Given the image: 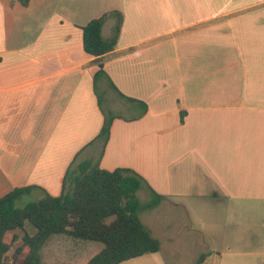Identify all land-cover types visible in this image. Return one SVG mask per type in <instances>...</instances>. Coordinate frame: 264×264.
Returning <instances> with one entry per match:
<instances>
[{"label": "crops", "instance_id": "crops-1", "mask_svg": "<svg viewBox=\"0 0 264 264\" xmlns=\"http://www.w3.org/2000/svg\"><path fill=\"white\" fill-rule=\"evenodd\" d=\"M108 13L102 37L119 31L97 74L81 28ZM103 113L115 116L105 145ZM83 161L130 169L164 197L139 213L160 251L121 264H180L190 235L197 264H264V0H0V198L58 197Z\"/></svg>", "mask_w": 264, "mask_h": 264}, {"label": "trees", "instance_id": "trees-1", "mask_svg": "<svg viewBox=\"0 0 264 264\" xmlns=\"http://www.w3.org/2000/svg\"><path fill=\"white\" fill-rule=\"evenodd\" d=\"M27 2L22 0L23 4ZM111 15L93 19L81 28L84 52L94 57L99 67L97 74H104L101 62L116 46L119 26L115 37H102L103 25ZM128 100L141 107V115L145 113V105ZM103 114L98 139L105 145L115 116ZM145 187L153 200L142 204L137 193ZM36 188H15L0 198V264H16L24 247L29 251L20 264H43L41 248L51 237L60 235L103 246L87 264H121L160 251V241L142 225L139 213L155 208L164 197L156 195L134 171H107L97 163L83 161L67 170L60 196L44 193L39 200L18 208L16 202ZM26 225L33 227L34 234L25 231ZM15 230L23 232L22 246L18 248L13 246L15 237L11 243L5 242L6 235Z\"/></svg>", "mask_w": 264, "mask_h": 264}, {"label": "rangeland", "instance_id": "rangeland-1", "mask_svg": "<svg viewBox=\"0 0 264 264\" xmlns=\"http://www.w3.org/2000/svg\"><path fill=\"white\" fill-rule=\"evenodd\" d=\"M98 91V95L100 98V102L102 105V108L104 109V111L109 113V104H108V99L106 98L107 94L104 93V91H102L100 88L97 89ZM118 114L120 115H127L128 112L125 110L122 111H118ZM34 199L32 197H25L22 198L21 200H19V202L16 204L18 208H23L24 206H26L28 203H30L31 201H33ZM180 211H176L175 215L178 217ZM181 217V216H180ZM183 217V216H182ZM178 220H182V218H179ZM26 231L28 233L33 234L34 229L31 225H28L26 228ZM189 237V245L188 247H186L185 245L182 246L183 249V259H180L179 262L180 264H197L196 261H194V256H195V252H196V245L192 242L195 241V235H190ZM70 239V238H68ZM72 241H74V246L71 245V243L69 241H60L57 240L56 238H52L50 241L47 242V244L41 249V259L43 261L44 264H59V263H63L65 261H67V257L68 254L71 253V251H75V253L77 254L78 251H80L81 249H88V247H98L100 246V244L98 243H91V242H81V241H77V244H75V240L72 239ZM79 243L81 244H85V248L77 246L79 245ZM89 245V246H88ZM89 252V251H88ZM149 259V258H147ZM146 261V260H145ZM144 261V263H145ZM171 262L173 263V260H171ZM207 263L209 264H214L215 262L213 261V259L211 258L210 260L207 261ZM148 264V263H147ZM216 264V263H215ZM218 264V263H217Z\"/></svg>", "mask_w": 264, "mask_h": 264}]
</instances>
